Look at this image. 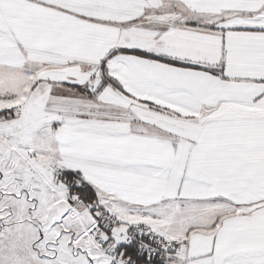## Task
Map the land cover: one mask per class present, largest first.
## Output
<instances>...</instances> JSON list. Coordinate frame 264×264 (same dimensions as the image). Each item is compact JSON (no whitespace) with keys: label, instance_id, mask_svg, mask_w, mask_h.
<instances>
[{"label":"snow or ice","instance_id":"obj_1","mask_svg":"<svg viewBox=\"0 0 264 264\" xmlns=\"http://www.w3.org/2000/svg\"><path fill=\"white\" fill-rule=\"evenodd\" d=\"M0 264H264V0H0Z\"/></svg>","mask_w":264,"mask_h":264}]
</instances>
